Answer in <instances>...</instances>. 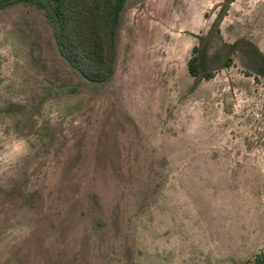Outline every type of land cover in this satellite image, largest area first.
Instances as JSON below:
<instances>
[{"label": "rangeland", "instance_id": "1", "mask_svg": "<svg viewBox=\"0 0 264 264\" xmlns=\"http://www.w3.org/2000/svg\"><path fill=\"white\" fill-rule=\"evenodd\" d=\"M223 3L125 0L100 84L65 61L42 9H0V264H252L264 0ZM199 35L211 76L196 83Z\"/></svg>", "mask_w": 264, "mask_h": 264}, {"label": "trees", "instance_id": "2", "mask_svg": "<svg viewBox=\"0 0 264 264\" xmlns=\"http://www.w3.org/2000/svg\"><path fill=\"white\" fill-rule=\"evenodd\" d=\"M230 2L232 0H224L223 12ZM18 3L31 4L45 12L59 53L82 78L99 84L111 78L116 61L119 18L125 0H0V9ZM223 14H218L212 24L216 30ZM197 38L199 43L193 46L187 62V70L196 83L211 76L204 66L205 37L199 35ZM229 64L227 57L225 66ZM259 74L264 75V65ZM252 264H264V249L255 255Z\"/></svg>", "mask_w": 264, "mask_h": 264}]
</instances>
